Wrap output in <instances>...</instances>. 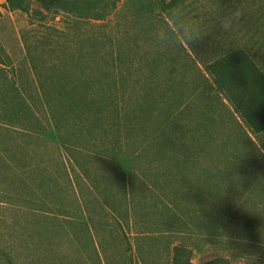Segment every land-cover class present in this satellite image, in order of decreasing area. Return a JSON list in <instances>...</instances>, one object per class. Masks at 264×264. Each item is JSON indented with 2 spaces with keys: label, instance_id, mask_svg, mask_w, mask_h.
Returning <instances> with one entry per match:
<instances>
[{
  "label": "rangeland",
  "instance_id": "rangeland-1",
  "mask_svg": "<svg viewBox=\"0 0 264 264\" xmlns=\"http://www.w3.org/2000/svg\"><path fill=\"white\" fill-rule=\"evenodd\" d=\"M0 0V264H264V131L207 66L264 72L262 0Z\"/></svg>",
  "mask_w": 264,
  "mask_h": 264
},
{
  "label": "trees",
  "instance_id": "trees-1",
  "mask_svg": "<svg viewBox=\"0 0 264 264\" xmlns=\"http://www.w3.org/2000/svg\"><path fill=\"white\" fill-rule=\"evenodd\" d=\"M12 8H20L21 0H7ZM46 11L56 9L79 18L100 21L106 18L108 4L105 0H36ZM174 7L183 0H157ZM259 9L264 15V0ZM216 90L225 95L234 111L256 133L264 131V72L244 51H232L207 66ZM174 264H193L185 257L183 249L176 247ZM206 264H229L224 261Z\"/></svg>",
  "mask_w": 264,
  "mask_h": 264
}]
</instances>
